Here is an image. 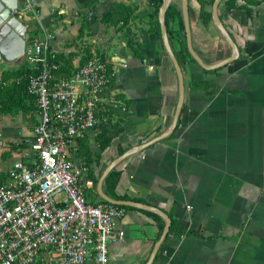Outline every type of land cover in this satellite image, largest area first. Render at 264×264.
<instances>
[{"label": "crops", "instance_id": "crops-1", "mask_svg": "<svg viewBox=\"0 0 264 264\" xmlns=\"http://www.w3.org/2000/svg\"><path fill=\"white\" fill-rule=\"evenodd\" d=\"M29 2L26 10L27 0H0V13L10 11L4 23L13 33L8 60L0 64V85L12 81H1L2 72L29 68L21 54L30 52L32 37L46 31L50 52L62 55L71 72L88 55L107 60L112 77L104 95L126 107L102 102L95 127L69 149L71 158L88 168L83 183L90 203L102 202L99 190L109 197L105 177L111 170L117 174L111 176L116 201L135 203L115 204L125 209L114 222L124 236L109 243L106 264L148 261L162 233L149 212L164 226L162 214L176 221L151 264H264V0H187L191 46L203 65L187 48L183 0H169L165 11L171 2L180 11L167 18V39L184 85L175 125L179 82L157 32L164 0ZM215 2L229 39L213 17ZM114 4L121 5L117 10L126 20L103 22ZM31 118L28 130L20 120L0 116L1 159L30 146L35 111ZM102 132L110 138L103 149L97 142ZM2 161L4 179L9 166L3 169Z\"/></svg>", "mask_w": 264, "mask_h": 264}, {"label": "built area", "instance_id": "built-area-1", "mask_svg": "<svg viewBox=\"0 0 264 264\" xmlns=\"http://www.w3.org/2000/svg\"><path fill=\"white\" fill-rule=\"evenodd\" d=\"M25 9H31L29 0ZM50 39L39 31L30 52L21 54L30 69L26 90L37 120L30 152L12 162L0 183V264H106L109 243L124 236L114 222L125 209L87 200L88 168L76 163L69 149L95 127L102 102L126 107L114 95H104L112 74L97 54L70 74L56 76L60 64L50 58Z\"/></svg>", "mask_w": 264, "mask_h": 264}, {"label": "trees", "instance_id": "trees-1", "mask_svg": "<svg viewBox=\"0 0 264 264\" xmlns=\"http://www.w3.org/2000/svg\"><path fill=\"white\" fill-rule=\"evenodd\" d=\"M160 2L162 3V0H160ZM174 6L175 5L172 2L169 3L165 11V14H164V26L166 29L167 38L169 37V34H170L169 30L167 29L168 16H172L175 13L178 15L180 14V11L176 10ZM119 7H121L120 4H114V6H111V7L109 6L107 10L103 13L101 20L105 23H113V24H116L120 20H126L125 16H122L119 14L120 11L117 10L119 9ZM158 10H159V7H156L153 14H158ZM157 32L159 35L161 34V29L159 25L157 27ZM131 43L133 44L132 48L134 49V52L138 53L137 46H134L135 43L132 42V40H131ZM90 56L91 55H88L86 58H84L80 65H82L86 60H88ZM50 58H52L54 61L60 64V69L55 72L56 76H66L70 74L71 70L69 69V67L65 66L64 63L62 64V60H61L63 59L62 55L53 54V56ZM29 72H30L29 68L25 67L24 65L13 71L2 72L1 81L7 82L10 79H12V81L9 82V84L7 85H4V86L0 85V112H8L11 114H15L20 110L31 109L32 111H35L34 98L32 95L28 94L26 90V76ZM97 142L99 146L103 149L109 145L110 138L106 135L105 132L98 133ZM88 153L89 151L85 147L83 150V154L86 156V158H88ZM112 175H117V174L115 173V171L111 170L105 177V183H108V186H110L107 195L110 198L117 200L119 197L113 194L115 180L114 178L111 177ZM4 180H5V176L3 179V176L0 175V183H3ZM94 183H97V180H94ZM102 201L107 202L104 199H102ZM149 213L153 216V218L158 223L159 231L162 232V229L164 227V220L156 213H152V212H149ZM165 214L170 219L169 230L167 233L169 234L172 232V230L175 229L176 221H175V218L172 216V214L170 213H165Z\"/></svg>", "mask_w": 264, "mask_h": 264}, {"label": "water", "instance_id": "water-1", "mask_svg": "<svg viewBox=\"0 0 264 264\" xmlns=\"http://www.w3.org/2000/svg\"><path fill=\"white\" fill-rule=\"evenodd\" d=\"M168 2H169V0L168 1L164 0L163 4L161 6L160 14H159V20H160V23H161V33H162V37H163V42H164L165 47L167 48V52H168L172 62L174 64V67H175V70H176V73H177V77H178V82H179L180 99H179L178 105L176 107L175 115H174V118H173V125H175L176 121H177V117H178L180 109H181V106H182V102H183L184 85H183V76H182V72H181L180 66H179V64L177 62V59H176L175 55L173 54V52H172V50H171V48L169 46L168 39H167V34H166V29H165V26H164V23H163L164 12H165V8H166V5H167ZM216 2H217V0H216ZM216 2L214 3V6H213V17L215 18L216 22L221 26V29L223 30V27H222V25H221V23L219 21L217 13H216ZM6 12H10V11L8 10ZM6 12L4 11L3 13H0V64H2L5 59L8 60V51H9L8 48L12 44V37H13L12 31L11 32L9 31L10 27L7 24L4 23V18H5L4 16L6 15ZM183 20H184V27H185V32H186V41H187L188 51H189L191 56L196 61H198L201 65H203L201 59L195 54V52L193 51L192 46H191L189 18H188V12H187V0H183ZM223 32H224L226 38L229 39V37L227 36V34L225 33L224 30H223ZM235 57H236V53L232 57L227 58V59L217 63L216 66L223 65V64L233 60ZM164 136H165V134L153 138L149 142L143 144L141 146V148H144V147L148 146L149 144L154 143L155 141L163 138ZM103 177H104V175L99 180V186H98L99 189H100V184L102 182ZM99 192H100V195L102 196V198L104 200H106L107 202H109V203H112V204H126V205L127 204H135V203L129 202V201H116V200H113V199L107 197L106 195H104L101 192V190H99ZM162 215H163V217L166 220V224H165V226L163 228V231H162L158 241L155 243V245H154V247L152 249V252L150 254V257H149L148 261L145 264H151V262L153 261L155 255H156V253L158 251V248H159L161 242L163 241V239L165 238V236H166V234H167V232L169 230L170 219L166 215H164V214H162Z\"/></svg>", "mask_w": 264, "mask_h": 264}, {"label": "rangeland", "instance_id": "rangeland-1", "mask_svg": "<svg viewBox=\"0 0 264 264\" xmlns=\"http://www.w3.org/2000/svg\"><path fill=\"white\" fill-rule=\"evenodd\" d=\"M7 65V64H6ZM0 68H2V66L0 65ZM34 112V111H33ZM0 116H5L7 118H11L15 121H21L22 122V126L25 127L26 129L29 130V128L31 127L32 125V110L31 109H27V110H20L18 111L17 113L15 114H11V113H8V112H0ZM20 147V146H19ZM30 146L29 147H22L21 150H17V151H14L13 154L8 157V159L6 160H3L0 158V162L2 161V164H3V169H6L8 166H10L12 164L13 161H15L16 159L20 158L24 152H30Z\"/></svg>", "mask_w": 264, "mask_h": 264}]
</instances>
